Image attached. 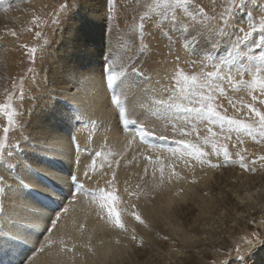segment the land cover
I'll list each match as a JSON object with an SVG mask.
<instances>
[{
  "label": "bare ground",
  "instance_id": "1",
  "mask_svg": "<svg viewBox=\"0 0 264 264\" xmlns=\"http://www.w3.org/2000/svg\"><path fill=\"white\" fill-rule=\"evenodd\" d=\"M42 1L44 0H34L35 3H42ZM89 1L90 0H85L82 4L83 7H87L86 9L81 8V6L77 12L74 11L80 15L81 18L83 17L82 19H84L83 21L85 22L82 24L78 22V28L76 29L75 27L74 32L69 30V24H72L71 22L64 23L62 27L63 31H65L63 35L65 39L62 37L64 40L59 39L60 42L57 41V44L54 46V52H57L55 53L56 59H54L53 56V58H51L52 61L44 65L47 66V68L39 66L37 70L36 75L42 74L43 77L46 76L49 80V83H47L48 86H45L46 88L43 87L45 91L44 98L38 99L35 102L32 101V103L34 102L33 104L26 99V102H23L25 103L24 108H22L23 105H20L22 109L21 112L24 111L25 113L22 117L23 121L26 124L31 121L27 129L20 132L25 137H28L29 133H31L35 138L30 144H25L24 141L20 142L22 143L21 146L26 148L23 150L21 160L23 163H27L31 169L41 173L46 179L38 178L34 173H32L33 175L28 174L26 167L18 163L20 161H10L12 164L19 165L15 170L16 177L22 179L25 185L34 188L38 193H42V195H26L27 189H21L19 191L13 190L8 192L7 195H2L0 192V198L5 201L3 205H0L3 209V211H1L2 216H0V237L7 239L9 236L19 235L26 241L23 244L17 245L16 243L3 242V240H0V264H22V261L26 257L32 256L35 248H38L40 243L45 241L49 235L45 231L46 227L49 226V221L44 219L42 215H34V213L53 215L54 212L52 209L55 205L49 198H51V196L55 197L56 195H58L59 198L61 190H63L65 195L67 194L70 174L79 175L80 179L84 180L82 175L83 169L85 165L91 163L92 156L96 151H103L105 153L104 157L98 158L97 168H100V164H104V168L106 169L108 163H112L113 169L117 171L118 178L121 181V188L124 187L123 182L127 180L130 189L134 190L136 184L143 183L140 177L144 174V168H148L149 175L144 177V181L147 182V186L144 187L145 194L141 196L138 203L140 214L147 226L139 224L133 218L126 215H124L123 218L128 228L127 235L132 236V230L135 229V235L140 234L143 237H147V239L152 238V243L150 245L149 243L143 242L142 248H138L134 245L132 246V252L125 250L122 244L123 240L120 238L122 231L116 229L117 232H115L112 226L105 220L99 219L95 215V212L88 213L87 210H81L83 209V197H80L81 203L77 204L76 213L73 214L70 210L68 217L61 221V223L66 226L61 228L60 224H58L57 230H54L52 233V239L54 240H58L63 234L64 239L67 241L68 236L71 235L73 240L77 243L76 251L82 253V255H78L75 260L66 261V264H107V260L109 264H164L165 258H162L163 261H161L157 258V255L154 254L155 252L153 253V245L156 244L157 241L154 235L160 236L159 233L166 236L167 239H161L162 242H160V246L156 244V247L163 248L169 246L168 248L171 249L176 248L175 250L172 249L171 252L169 250L167 251L170 252L167 253L169 260L175 259V264H200L201 258L208 254L206 251L207 246L210 247L215 244V241L221 236H217L212 232H207L209 239L207 237L205 240L200 238L197 241L188 242L187 234L192 233L200 235L204 230L206 231L207 229L205 227L213 217L211 214H214L217 208L218 210H226V215L235 210L241 211V216L245 214L246 220L249 219V217L251 218L255 213L254 209H256L257 203H243V205H239L238 201L234 200V197L239 199L246 198L247 193H249L251 189L250 183L254 179V173L245 171V182L248 185L246 186L243 184L237 187V185L230 180L232 176L227 171L224 172V174H219V172L213 173L215 168L209 167L207 164L201 165L194 160L191 161L189 165H185L168 151V147L149 146L141 142L138 138L133 140L129 133L122 128L121 132L125 134L126 138H129L124 140L121 138L113 139L116 133L115 130H117L115 129L116 123L113 118H117L118 110L110 105L109 93L111 89L106 87V83H104L103 80H95L91 88L85 87L84 84H82V87L76 85L78 83L77 81L80 79L78 78L80 75L86 78L88 77V72L84 71L87 67L98 68L97 61L100 58V49L107 47V38L104 33L106 29L108 30V27H106L107 23L102 20L103 18L101 19L98 17V13L102 16V12H99L98 8L94 7V3L96 2L92 1L89 3ZM45 5L46 3H44L43 6ZM43 6L38 5L33 7L36 9L37 13H40ZM24 13L25 12H23V14ZM69 20L77 22L75 16L69 17ZM2 30L3 28L0 29V33ZM66 31L68 32L67 34ZM6 37L8 38L7 41H11L7 35L3 38ZM137 47L138 46H136V48ZM10 52L12 65L10 64L11 67L8 69L9 73L12 72L10 74L12 75L18 71L20 62H18V52L12 49H10ZM145 53L150 55L149 52ZM140 58H144V56ZM138 62L139 61H137V64ZM115 65L116 69L124 70L123 66L126 64L124 63L123 65L120 60H116ZM45 68L47 69V74ZM5 73L7 74V72L0 71V90L5 86V81L11 77H9V75L5 77ZM160 74L161 73L157 74L149 81H142L134 76H128L127 78L121 77L120 81H117L120 85L117 90L122 93L121 99L127 100V109L131 110L133 105L135 106V113L130 118H138L140 121H146V127L148 128H155V123H158L159 127L155 128V135L168 136L169 139L172 140L173 124H177L178 127H183L185 123L175 118L171 119V121L163 120L153 114L152 109L155 106V101L160 99L167 100L170 94L157 90L162 80V75ZM13 77H15V75ZM70 78L72 79L70 80ZM41 81H43L42 78ZM153 87L155 88L153 89ZM73 88L75 92H71ZM25 94L29 96V93L27 94L26 92ZM49 95L53 97L57 107L63 108L64 104L67 103V106L71 109H80L84 113V123L77 124L75 121L68 123L57 119L52 107L53 101L48 99ZM3 100L4 97L0 98V103H2ZM175 102L180 101L177 99ZM105 105H109L107 110L105 109ZM88 114L91 115V118L95 119L94 122L89 120ZM161 122L165 123L161 124ZM64 124L66 125V129L63 132H59V128L64 126ZM200 124V130L206 129L203 123H196L198 126ZM91 133H93V140L90 139ZM105 133L107 134L105 135ZM172 137H176V139L184 138L179 135ZM104 140L106 145L103 143ZM129 141H131L130 144ZM234 141L235 135H233V142ZM90 143L94 147H90ZM33 144H37L38 147H33ZM230 144L232 145V142ZM239 147H243L247 150L246 154L249 160H252L254 156L261 155L263 150H257L254 146V142L250 138H245L244 145ZM125 149H127L126 152L124 151ZM205 150L211 153V146L208 145ZM146 156H151L152 162L144 159ZM133 157L136 159L133 160ZM157 157H159L160 161L166 166L163 184H160L159 163L156 162ZM210 157L215 159L216 156L210 155ZM15 158L18 160V155ZM117 159L120 160L118 168L114 163ZM129 161H131V163H129ZM153 164H155L157 169L155 178L151 176ZM169 164H171L178 173L177 176H173L171 179H169V169L167 167ZM233 164L238 166L237 163H232V165ZM0 173L1 176L5 177L7 185H16V179L6 175L4 168L1 166ZM205 173L214 178L217 185L224 183L222 188L223 196L219 199L212 194L216 191V187L215 184L209 181L206 182ZM256 177H258V175ZM199 178H201L202 181H197L199 184L196 187L198 191L196 195L199 196L200 199L196 201L195 198H191L194 203L197 202L196 205L199 208V214L191 221L192 214L197 210H195L192 205H184L181 202L185 200L188 191L195 185L193 181ZM258 182L259 185L262 186L264 184V176H262ZM85 186L91 187L93 185L86 183ZM242 187L244 189H242ZM245 189L248 190L242 195L241 193ZM208 192L210 195H207ZM202 193L206 194L203 195ZM70 198L69 196L68 200ZM123 199L127 201L129 198L125 196ZM258 199H260V202L264 201V197L263 199H261V197ZM68 200L65 199L63 203L67 204ZM133 202H135L134 198ZM146 203L149 205H146ZM170 209L173 210V215H170ZM56 210H59V208ZM205 213L208 215L205 216ZM73 218H75V224L72 222ZM177 221L180 222L181 227L184 228L181 234L182 243L181 245L175 244L171 246L172 235L167 233L172 230L173 233L177 234L175 232L176 230L174 229V231L173 227H171V224ZM190 221L195 223L191 224ZM161 222H163L162 224L167 223L169 230H167V228H159V223ZM240 222L241 221H238L239 224ZM81 223L85 225L82 234L79 230V225ZM41 232H43V235H40ZM204 241H208L207 243L209 244L206 245ZM137 242L139 243V240ZM217 243H219L218 246L221 247L227 246L224 241H218ZM84 244H90L95 255H93V252H89L87 248L82 247ZM54 247H58V244ZM189 248H191V250H188ZM177 250H180V258L176 257L178 253ZM48 251L49 250L46 249L44 253H36L31 264H52L54 258L47 255ZM119 252L123 254L126 253L127 257H118L117 253ZM147 255L149 256L146 257ZM158 257L160 256L158 255Z\"/></svg>",
  "mask_w": 264,
  "mask_h": 264
},
{
  "label": "snow or ice",
  "instance_id": "2",
  "mask_svg": "<svg viewBox=\"0 0 264 264\" xmlns=\"http://www.w3.org/2000/svg\"><path fill=\"white\" fill-rule=\"evenodd\" d=\"M80 6L79 0H62L58 7L53 9L49 19L51 23L59 24L63 15H70ZM256 7L260 9L258 17L248 11L249 8ZM111 11V8L107 10L106 19L111 18ZM33 13L36 28H39L41 23L48 22L44 20L43 15H35V9ZM136 29L142 53L149 47L145 44L146 40H164L170 55L173 47L178 44L187 54L185 63L198 68V71L191 74L185 72L181 67L180 56H174L173 71L171 76L167 77L173 86L171 88L165 86L163 89L165 93H170L169 98L155 101L152 109L154 115L163 120L171 121L173 118L182 120L187 125V127H178L177 124H173V135L184 138L170 140L168 136L155 135L156 129L146 127V121L130 118L135 113V106L133 105L131 110L127 109V100H122V93L117 90L120 87L117 81L121 77L134 76L143 80L145 78L143 71L133 66L130 71L117 73L114 70L113 61L105 62L104 78L106 87L111 89L110 105L118 110V125L128 132L133 140L138 138L143 142L155 139L161 146L168 145V151L185 165H189L193 160L212 168L221 167L222 164L237 163L244 171L255 173L256 162L260 161V166L264 168V155H258L255 159L249 160L247 150L243 147L234 154L229 151L230 142L233 147L242 146L245 138H250L257 144H264V4L253 5L251 0H211L209 5L203 4L200 0H141L139 23ZM150 29H155V32ZM6 31L13 37H17L15 30L7 29ZM35 35L40 37L42 32L36 31ZM22 47L27 49L29 60L34 64L37 48L28 45ZM209 68L211 70H207ZM28 71L34 72L35 69L30 67ZM24 81L25 77L20 76L18 80L12 81L11 90L4 87V100L0 103V115L7 121V125L2 129L3 135L0 136V163L4 164L9 171H15L19 167L10 161H13L17 155H23V148L19 141L9 142V132L13 128L24 131L31 123L29 121L26 124L23 121V113L17 106V102L22 104L25 99ZM240 91L246 93L247 99L230 95ZM48 99L53 101L52 107L57 119L68 123L72 121L77 124L84 123V113L80 109H71L67 103L63 108L57 107L51 95ZM177 99L180 102H175ZM225 100L228 107H225L222 102ZM229 107L233 110L232 114H229ZM196 123H203L206 126L207 135H200ZM193 135H195V141L188 139ZM233 135H235L234 142ZM33 139L35 138L29 133L28 137L24 138V142L30 144ZM208 145L211 146V153L205 151ZM32 146L38 147L37 144ZM124 151L126 152L127 149ZM210 155L217 157L216 163L209 158ZM104 156L103 151L94 153L91 163L85 165L83 169L84 180H81L79 175L70 174L67 194L65 195L61 190L59 198H52V203L55 205L52 209L55 212L54 216L34 213V215H42L49 221V226L45 229L49 235L38 248H35L32 256L22 261V264H31L35 254L44 253L46 249L49 250L47 255L54 258L52 264H66V261H73L78 255H82L76 251L77 243L71 235L68 236L67 241L63 234L58 240L52 239V233L57 230L58 224L61 228L66 226L61 221L68 217L70 210L73 214L76 213L77 204L81 203L80 197H83L81 210H87L88 213L95 212L99 219L105 220L113 228L122 232H128L124 215L147 226L140 214L138 203L141 196L145 194L144 187L147 186V182L144 181V177L149 175L148 168H144V174L140 177L143 183L136 184L134 190L130 189L127 180L123 182L124 187L121 188V181L112 163H108L106 169L104 164H100V168H97L98 158ZM221 156L222 161L219 159ZM135 159L133 157V160ZM144 159L152 162L151 156H146ZM156 162L159 163L160 184H163L166 166L159 157L156 158ZM114 163L118 168L120 160L117 159ZM27 167L30 169V166ZM167 167L169 179L178 175L171 164ZM156 174L157 169L153 164L151 176L155 178ZM34 175L46 179L39 172H35ZM15 179L16 185H7L5 177L0 176V192L7 195L13 190L27 189L26 195H42L25 185L19 177ZM86 183L93 186L86 187ZM69 196L71 199L64 204L63 201ZM125 196L129 198L127 201L123 199ZM57 208L59 211L56 210ZM0 211H3L2 207ZM72 222L76 223L75 218ZM84 228L85 225L81 223L79 225L81 234ZM40 235H43V232ZM252 236L256 238V243H264L259 233L254 232ZM131 239H137L135 229L132 230ZM0 240L17 245L26 242L19 235L9 236L7 239L0 237ZM245 240L250 246L252 245V240L247 238ZM57 244L58 247H54ZM140 244L143 245L142 239ZM82 247L93 252L90 244H84ZM233 250L235 252L233 260L226 258L220 264H241L244 253L239 245H236ZM249 251L251 247L245 250V252ZM93 255H95L94 252Z\"/></svg>",
  "mask_w": 264,
  "mask_h": 264
},
{
  "label": "rangeland",
  "instance_id": "3",
  "mask_svg": "<svg viewBox=\"0 0 264 264\" xmlns=\"http://www.w3.org/2000/svg\"><path fill=\"white\" fill-rule=\"evenodd\" d=\"M84 1L85 0H79V2L81 3V6H82V7L81 6L80 7L83 9H86L87 7H83V5H82L84 3ZM92 1L96 2V3H94V7H97L99 12H102V16H101V14L98 13V15H99L98 17H100L101 19L103 18L102 20H104V22L106 21V23H107L106 27H108V30L106 29L104 32L105 37L107 38L106 39L107 40L106 41L107 47L100 49V54H99L100 58L97 61L98 68L96 69V68L87 67V69H85L84 71L88 72V77L86 78V77L81 76V75L78 77V78H80L77 81L78 83L76 84L78 87H82V84H84L85 87L91 88L92 85L95 83V80H103L104 83H106L105 78H104L105 74H104L103 70H104L105 62L110 61V60L113 61L114 70L117 73L124 71V70H130L131 67L137 66V68L141 69L144 73L145 78L142 81H147V80L149 81L153 77H155L157 74L161 73L160 74V75H162V80L160 82L161 84L158 85V88H157V90H160L161 92L163 91L165 86H168L169 88H171L173 86L170 83V81H168L169 79L167 77L171 76V74H172L173 67H174V56H176V55L180 56L181 67L184 68L185 72L191 74L192 72L198 71V68H193L190 64L185 63V60L187 58V54L182 48H180V46L178 44L173 47L172 53L170 55L169 54V48L166 46V42L164 40H162V39H155V40H150V41L146 40L145 44L149 45L148 50L146 52L147 53L149 52L150 55L146 54L145 52H143V53L141 52L140 42H139V38H138V34H137L138 30L136 29V25L139 23V13L141 10V0H108L107 3H106V0H90L89 3ZM61 2H62V0H44V1H42V3L41 2L35 3L34 0H0V25H1L0 29L3 28V30H4V31L2 30L0 33V71L7 72V74L5 73L6 74L5 77L8 75H9V77L11 76L10 78H8L5 81V86H3V88L0 90V92H1L0 98L4 97V91H3L4 87H7L8 89L11 88L12 81L14 79L18 80V78L20 76L25 77V81H24L25 93L26 92H27V94L29 93V96H26V94H25L24 102H26V99H28V102L30 101L32 103V101L35 102L38 99L44 98L45 91H44L43 87L46 88L48 86L47 83H49V80L47 79L46 76L43 77L42 74L36 75L39 66H41L42 68L43 67L47 68V66H44V65L47 64V62H51L52 61L51 58H53V56H54V59H56L55 53H57V52H54L55 51L54 46L57 44L56 43L57 41L60 42L59 39H61V40L65 39V37H63L65 31H63V27H62V25H64V23H70L71 22L72 24H69L70 25L69 30L71 32H74L75 27H76V29L78 28V22L80 24L85 22V21H83L84 19H82L83 17L81 18L80 15H78L77 13L74 12V11L77 12L78 9L80 8L79 7L77 10H73V12L70 15H63L62 19H61V23H59V24L51 23V21L49 19L50 14L53 11V9L57 8ZM200 2H202L205 5H209L211 3V0H200ZM44 3H46L47 7L46 8L43 7L42 11L40 13H37L36 9H35V15H43L44 20L48 21V22L47 23H41L39 25V28H36L34 26V22H33V15H34L33 9L35 6H38V5L43 6ZM251 3L253 5L264 4V0H251ZM109 8L112 9V11L110 13L111 18L106 19L105 14ZM248 11L253 12V14L256 15L257 17L260 14V9L258 7L249 8ZM23 12H25V13L23 14ZM72 16H75V18L77 19V22L69 20V17H72ZM67 26H68V24H67ZM5 27H6V29H5ZM149 28H150V26H149ZM7 29L15 30L17 33V37H13L9 32L6 31ZM29 29H32V30L29 31ZM66 29L68 30L67 27H66ZM150 30L155 32V29H150ZM36 31H41L42 35L40 37H37L35 35ZM67 33L68 32L66 31V34ZM6 35L9 36L11 41H7L8 40L7 37L3 38ZM23 45H28L29 47H36L37 48L36 59H35L34 64L29 60V57L27 54V49L22 47ZM136 46H138V47L136 48ZM51 47H53V48H51ZM42 48L44 49L43 51L41 50ZM10 49L18 52V55H19L18 56V62H20L18 71L12 75H10L12 72L9 73V69L12 65V62L10 60L11 59ZM56 49H58V48H56ZM52 53H53V55H52ZM131 56H132V58H131ZM143 56H144V58H140ZM121 58H123V59H121ZM116 60H120V62L123 65H124V63L127 65V66L126 65L123 66L124 70L116 69V65H115ZM137 61H139L138 64H137ZM29 66L31 68H34V69L36 68L35 69L36 71H34V73L29 72L28 71V69L30 68ZM46 68H45V71L47 74L48 72H47ZM207 70H211V69L209 68ZM14 75H15V77H13ZM39 76H40V78H39ZM41 78L43 81H41ZM71 79L72 78H70V80ZM118 81H120V80H118ZM36 82H37V84H36ZM154 88L155 87H153V89ZM32 89H35V90H32ZM9 90H11V89H9ZM34 91H36V92H34ZM71 92H75L74 88L71 90ZM32 93H34V94H32ZM32 95H34V96H32ZM36 95H37V97H36ZM230 95H235L238 98L244 97L245 99H247L246 93L244 91H240L237 93H231ZM30 99H33V100H30ZM222 102L224 103L225 107H228L226 100L222 101ZM24 104L25 103L20 104L19 102H17V106H18L20 112L22 110L21 106L23 105L22 108H24ZM108 108H109V105H105V109L107 110ZM228 111H229V114H232L233 110L229 107ZM22 113L25 114L24 111ZM90 116L91 115L88 114L89 120L94 122L95 119L91 118ZM113 119H115L116 125L115 124L114 125L116 127L115 129H117V130H115L116 133L114 134L113 139H119V138H121L122 140L128 139L129 137L126 138L125 134H123L121 132L122 127H120L118 125L117 118L115 117ZM164 123L165 122H161V124H164ZM6 125H7L6 118L3 117L2 115H0V136L3 135L2 129ZM200 126H201V124L199 126L196 125L200 135L201 136L207 135L206 129L200 130ZM158 127H159V124L155 123V128H158ZM183 127H187V125H184ZM65 129H66V125L64 124V126L59 128V132H61V131L63 132ZM216 130L218 131V128ZM106 134L107 133H105V135ZM172 136H174L173 134L171 135V138L176 139V137H172ZM24 138H25V136H23L21 134L20 130L13 128L9 132V142L10 143H16L17 141H19V142L24 141ZM188 138L195 141V135H193L192 137H188ZM90 139L93 140V133H91ZM221 139H222V137H221ZM103 143L106 145L105 140ZM230 143H229V151L231 153L234 154L236 151L240 150L239 145L236 147H233ZM21 145H22V143H21ZM89 145H90V147H94L91 143ZM254 146L257 150L263 149L261 155H264L263 154L264 153V144H257L254 142ZM22 148H23V150L26 149L23 146H22ZM205 151H207V150H205ZM233 158L235 159L234 156H233ZM247 158H248V156H247ZM255 158H256V156L253 157V159H255ZM21 159H22L21 155H18V160L15 158L13 161H15V162L20 161L18 163L23 164L27 169V173L30 175H33L32 173L37 172V170H33L31 168L29 169L27 167L29 165L27 163H23ZM210 159L213 161V163L216 162V160H217L216 157H215V159H212L210 157ZM219 159L222 161V159H223L222 156ZM260 163H261L260 161L256 162L255 166L257 168V171L254 173V179L250 183L251 189L249 190V193H247L246 198L239 199V198L234 197V200L238 201L239 205H243V203L244 204L245 203H248V204H250V203L256 204L257 203V207H256V209H254L255 213L253 214V216L251 218L249 217V219L246 220V217L244 216L245 214H243V216H241V211H235V210L231 211L230 214L226 215V210H224V209L218 210V208H217L215 210V213L211 214V216H213V217L209 220L210 221V222H208L209 224H207L205 227L208 231L204 230V232L200 235L199 234H192V233L185 231L186 233H189V234H187L188 242L197 241L200 238H203L204 240H205V238L207 239V237H208L207 232H212V233H215L217 236H221L217 241H215L216 242L215 244L211 245L210 247L207 246L206 251L208 252V254L201 258L200 264H214V262H215V264H220V262L226 258L228 260H233V257L235 256V252L233 249L236 245H239L241 251L244 253L241 264H264V243H260V244L256 243V238H254L252 236V233H254V232L259 233L260 239L264 240V205H263L264 201L260 202V199H258L259 197H261V199H263V197H264V184L262 186H260L259 182H258V180L261 179L262 176H264V168H262L260 166ZM0 166L4 168V172L6 175H8L10 178H13V179L16 178V172L15 171H9L7 169V167L2 163H0ZM80 170H82V169H80ZM214 170L215 171H213V173L219 172V174H224V172H226V171L228 173H230L232 176V178L230 180L233 183H235L237 185V187H239L240 185H243V184H245L246 186L248 185L245 182V177H244L245 171L235 164H233V165H232V163H228L227 165L222 164L221 167L215 168ZM257 175H258V177H256ZM0 176H1V173H0ZM205 176H206V182L209 181V182L215 184L216 191H214L212 194L215 195V197L217 199L222 197L223 196L222 188L224 186V183L217 185L214 178H212L207 173H205ZM204 180H205V178H204ZM197 181H202V179L199 178L196 181H193L195 185H193L192 188L188 191V194L185 197V200L183 202H181L184 205L190 204L193 206V208H195V210H197L195 213L192 214L191 221H193L194 218H196L199 214L198 213L199 208L196 205L197 202L194 203L191 200V198H195L196 201H198V199H200V197L196 195V193L198 192L196 190V187L199 184ZM32 189H34V188H32ZM242 189H244V188L242 187ZM247 190L248 189L243 190L241 194L242 195L245 194L247 192ZM206 193H202V194L205 195ZM1 194L5 195L4 192H1ZM207 195H210V193L208 192ZM52 198H58V195H56L55 197L51 196V198H49L50 201H52ZM4 202L5 201L0 198V205L1 204L3 205ZM146 205H149V204L146 203ZM173 208H174V206H173ZM57 211H59V210H57ZM236 212H238V213H236ZM54 215H55V212H54L53 216ZM170 215H173L172 209H170ZM204 215L207 216L208 214L205 213ZM0 216H2L1 211H0ZM191 221H190L191 224L195 223V222H191ZM238 221H241L240 224L238 223ZM162 223L163 222L159 223L160 224L159 228H163V229L167 228V230H169L167 227V223H165V224H162ZM171 225H172L171 227H173V230L174 229L176 230V231L175 230L174 231L177 234L173 233L172 230L169 233H167L165 231L167 234L172 235L170 245L171 246H173L175 244L181 245V243H182L181 242V234L183 233L182 231H184V228L181 227V224L178 221L174 222ZM112 229H114V231L117 232L116 228L112 227ZM159 230H162V229H159ZM208 234H210V233H208ZM159 235L160 236H156V234H155L154 237L157 239L156 244L157 245L159 244V246H160V242H162L161 239L165 240L166 236H164L161 233H159ZM136 237H137L136 240H132L131 236L127 235L125 232H122V235L120 236V238H122V240H123L122 244H123V247L125 250L132 252V250H133L132 246H134V245L138 248H142V246L140 245L141 239L143 240V242L149 243L150 245L152 243V238L147 239V237H143L140 234H136ZM245 238L253 241L251 246L248 243H246ZM208 239H209V237H208ZM138 240H139V243L137 242ZM218 241H222V242L224 241L227 244V246H224V247L218 246L219 245V243H217ZM207 242L208 241H204V243L206 245L209 244ZM156 244L153 245L154 246L153 253L155 252L154 254L157 255V258L160 259L161 261H163L162 258H165V260L163 262L164 264H175V259L169 260L167 253H170L172 251V249L175 250L176 248L171 249V248H168L169 246L160 248V247H156L155 246ZM250 247H251V251L245 252V250L249 249ZM168 250L170 252H167ZM180 250H177L178 253H177L176 257H179V258L181 257ZM188 250H191V248H189ZM117 255H118V257H121V258L127 257L126 253L123 254L121 252L117 253ZM158 255L160 257H158ZM148 256L149 255H147L146 257H148ZM107 264H109L108 260H107Z\"/></svg>",
  "mask_w": 264,
  "mask_h": 264
}]
</instances>
